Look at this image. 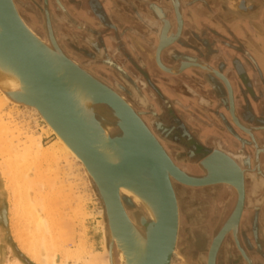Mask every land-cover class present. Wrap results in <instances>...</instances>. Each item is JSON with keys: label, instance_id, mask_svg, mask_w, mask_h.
Returning <instances> with one entry per match:
<instances>
[{"label": "water", "instance_id": "water-1", "mask_svg": "<svg viewBox=\"0 0 264 264\" xmlns=\"http://www.w3.org/2000/svg\"><path fill=\"white\" fill-rule=\"evenodd\" d=\"M48 1L50 0H43L44 6L48 4ZM54 1L59 7H62L59 0ZM121 1L126 5L129 3V0ZM162 1L164 2L163 8L156 0H150L148 4V8L154 13L155 29L150 30L148 35L135 30H132V33L139 40L145 42L146 51H151L150 54L153 52L152 59L150 57L147 63L149 70L154 75L158 77L160 73L165 75L160 77L163 87L170 93L174 88H181L182 92L180 98L162 96L157 90L158 94L169 105L175 102L180 109H176V111L180 113L184 112L188 115V112H193L195 107L197 108L194 115L196 114L199 121L195 128L189 121L182 125L185 138L194 143L193 148H198L199 153H207L200 162L193 163L196 169L202 173L201 178H193L182 172L132 106L94 76L83 72L82 74H85L84 76L87 77L97 93L94 107L106 106L110 109L111 116L107 123L110 125L111 131L115 124L120 132V136L114 140L121 146L124 158L117 165L106 163L91 148L87 135L82 131L81 123L75 118L71 102L64 88L50 71L37 48V43L20 19L13 0H0V56L12 64L19 75L31 86V94L12 96L10 101L20 106H25L23 102L35 106L80 157L92 176L91 178L87 175L97 198L103 205L107 222L112 227L121 226L120 222L124 219L116 182L132 170L155 186L159 203V219L155 224H148L147 254L144 264H169L170 262L171 251L178 231V210L172 181L182 186L196 188L228 183L237 189L238 195L234 204V212L217 233L213 244L216 246L221 244L228 232L232 231L237 250L239 249L240 256L248 263V257L237 239L238 228L245 209L244 171L227 152L232 154L241 152L245 158H249L247 165L257 164L260 161L264 163V124L254 118L256 116L254 114L255 101L248 93L247 73L240 68L243 60L239 57L232 59L229 54L215 58L214 55H218L213 50L214 46L217 47L215 43L219 48L220 46L228 48V46L222 41H214L212 33H209L206 28L204 29L202 23L197 25L188 15L192 6L201 0ZM83 2L84 0H80L78 6L80 9ZM91 2L95 5L92 10L97 12L103 21H114L110 12L116 7L129 20L138 22V24L142 23V15L147 17L143 12L136 19V15L133 17L125 10V6L118 4L119 0H92ZM127 22L130 21H123V23ZM46 24L48 25V20ZM128 27L129 25L125 30L130 32ZM145 27L151 29L150 26ZM202 29L206 33H203ZM167 30L168 36H165ZM47 32L49 39L55 44L57 52L72 65L54 42L50 31ZM191 32H196L198 35L196 47H192L186 42V37ZM125 35L124 33L123 36ZM137 57L136 60L146 63L140 56ZM214 59L217 64L215 68L210 65ZM74 67L76 66L74 65ZM76 69L78 70L77 67ZM229 73L234 76L236 90H234ZM191 86L196 87V90L194 91ZM191 91L192 95L188 93ZM237 99L240 101L241 107L236 106ZM98 110L101 108L99 107ZM238 110H241L242 116L247 117L250 121L247 122L240 118ZM177 114L175 113V115ZM217 144L223 150L218 148ZM217 149L223 152H219ZM217 159H221L227 164L220 170L223 173H228L233 169L236 174L235 178L226 175L225 177H215L214 164ZM262 203H264V197L256 198L255 205L252 207L255 212L253 213L252 232L255 236L259 221L256 207ZM113 212L118 216V219H121L120 222L115 219ZM121 230L125 233L126 229L122 228ZM124 237L126 238V234Z\"/></svg>", "mask_w": 264, "mask_h": 264}, {"label": "rangeland", "instance_id": "rangeland-1", "mask_svg": "<svg viewBox=\"0 0 264 264\" xmlns=\"http://www.w3.org/2000/svg\"><path fill=\"white\" fill-rule=\"evenodd\" d=\"M119 1L118 4L125 6V10L133 17L136 15V19L143 12H145L144 14L147 17L142 15V23L140 24L132 20H130L131 22L123 23L120 16H116L114 21L110 22L101 20L97 12L92 9L88 10L85 4L83 6V3L80 9L78 7L80 0H59L62 7H59L54 0L48 1L46 6H44L43 0H27L25 2L30 10L35 9L40 16L46 17L47 13L48 15L50 14L54 30L51 25H47L45 22L43 25L45 35L48 38L47 31L49 30L58 48L72 62H77V65L79 63L80 65L78 66H81V69L94 76L114 92L128 98V102L140 115L143 122L150 130L152 129L153 133L155 132L154 135L158 138L175 165L178 164L184 170L200 173L202 176V173L196 169L193 163L200 162L207 153H199L198 148H193L194 143L185 138L182 125L184 122L189 121L192 127L195 128L199 121L196 114L194 115L197 108L190 104L195 109L186 115L184 112L176 111V109H180H178L175 102L171 105L167 104L157 90L160 91L162 96L180 98L182 94L181 88H174L171 93L170 91L168 92V89H165L163 83L160 82V77L162 78L165 75L162 73H160L159 77L154 75L149 70L147 62L136 60L137 56L144 60V51H146L147 47L145 42L134 36L135 34L132 33V30L148 35L150 30L155 29L154 13L148 8L150 0H129L128 5L126 3L124 5L121 0ZM156 1L163 8L164 2L162 0ZM13 2L21 16L20 10H22V7L17 4L16 0H13ZM28 13L25 12V14L30 16L33 15V12ZM25 23L28 25L27 22ZM128 25L130 32L125 30ZM28 26L30 27V25ZM145 26H150L151 29ZM124 33L126 34L125 36H123ZM197 36L196 32H191L186 37V42L192 47H196L198 45ZM40 38L42 39V37ZM47 38H43V40L48 42ZM191 87L194 88V91L196 90V87ZM188 93L191 94L192 91ZM22 107L19 106L16 109L11 104H8L4 106V113L10 114L12 124L19 129V133H22L20 137L30 134L39 140L41 146L49 147L54 141L53 134L46 130L44 122L38 115ZM99 107L101 111L98 110ZM96 108L99 111V117L105 118V121L108 122L109 116L105 112L110 114V109L106 106H98ZM104 114L105 117H102ZM112 135L120 136L115 124H113V129L110 131V136L112 137ZM18 154L22 155L20 152ZM242 156L243 160H245L244 155ZM17 157L19 158V156ZM39 158L32 161L30 158L29 160H24L20 157L19 162L17 160L12 165V167L15 166L13 168L15 172L13 173L11 168V178L7 174L6 176L4 175L5 178L1 174L0 169V264H14L15 259L21 264H37L29 258L30 250L32 251L31 247L36 245L34 247L37 249L39 243L41 247L47 244L48 241L52 243L50 242L46 246L50 245V249H52L51 244H54V249L61 256L66 252H79L81 248L79 253L83 251L84 253L82 254L87 251L96 253L103 250L102 231L98 225L101 216H99L98 212H104V209L82 166L76 163L77 161L72 162L71 159L61 158L57 162H50L52 156H47L50 159ZM20 161L27 162L25 163L26 166L28 164L27 168L26 166L23 168L21 165L24 162L20 164ZM34 161H41V163ZM1 162L2 157L0 156ZM32 162L39 165L36 166ZM30 164L33 165L30 166ZM33 168H36V170ZM12 175L14 176L13 178L17 176V179H12ZM27 175L32 176L33 179L34 177L39 178L35 179V182L33 179L30 180ZM24 176L28 178L26 179ZM22 179L26 181L18 183V181L23 182ZM11 181L17 189L13 187ZM31 182L35 183L32 184L34 188H30L29 184ZM27 183H29V187H27ZM25 185L28 190L24 189L26 188ZM18 186H20L19 190ZM180 186L185 193L188 192L185 196H182L185 201H187L188 197L195 198L198 201L195 210L187 212L190 219L196 220L186 225L188 241L192 245H196V240L200 237L204 239V243L210 245L224 225L227 216L229 217L234 198H231L230 191L224 186L217 185L204 188ZM246 188L247 202L238 228L237 239L248 257V263L245 262L235 248L234 236H231V233L226 235L221 246L224 242L231 243L232 256L234 257L231 264H253L252 257L254 258V264H264V203L256 207L259 220L258 231L256 236L252 232L253 213H255L252 207L255 205L256 198L261 199V197H264V183L256 185L255 180H252L248 175ZM15 191H18V193ZM18 194L21 195L18 196ZM214 194L216 196L211 202L209 199ZM218 197L219 199L226 198L227 204L222 205V200H218ZM219 206L220 208L222 206L223 215L214 227L209 222L207 214L211 208ZM213 216L215 215H212L211 218ZM179 217L183 218L184 214L180 212ZM44 224H48V226L46 227ZM39 227H44V229L49 227L51 229L48 228L49 233L52 235L51 237L49 236L50 239L47 237L50 234L46 235L48 230L45 229V232H47L44 233L46 236L44 239L47 241H42L44 239L39 234L41 232L37 231ZM39 231H41V228ZM228 235L230 236L227 237ZM46 246L39 247V251H42ZM60 260L62 262H59L58 259L56 264H85L84 261L77 262L69 258ZM47 264H52V262L49 261Z\"/></svg>", "mask_w": 264, "mask_h": 264}, {"label": "bare ground", "instance_id": "bare-ground-1", "mask_svg": "<svg viewBox=\"0 0 264 264\" xmlns=\"http://www.w3.org/2000/svg\"><path fill=\"white\" fill-rule=\"evenodd\" d=\"M91 1L92 0H84V2H83V6L85 4V6L88 10L95 8L94 3ZM115 10L120 12L118 17L120 16L123 21H130L129 18L120 9H118L116 7ZM110 14L112 17L114 16L113 19L116 17L114 15V10H112L110 12ZM86 15H87V13H86ZM19 16H20V14H19ZM20 19L24 23V25H25L27 31L29 32V34L31 35V37L37 43V48H38L39 52L41 53L42 57L44 58V60L46 61V63L48 64L50 71H52V73L54 74V77L57 80H59V83L64 88V91L66 92V94H67V96L71 102V106L73 108V113L75 115V118L79 123H81L82 131L87 135L91 148L93 150H95L97 152V154L106 163H108L110 165L119 164L124 158V152H123L121 146L118 145L117 142L114 140V138H116L117 136H114V137L110 136V131H111L110 125L105 121V118L102 119L101 117L98 116V112L101 110L97 111L96 110L97 108L94 107V101L96 100L97 93H96V90L94 89V87H92V85H91L90 81L87 79V77L84 76L85 74H82L83 72H86V71L81 69L76 63L72 62L63 53L71 61L73 66L70 63H68L66 60H64V58L61 57V55L57 52L55 44L49 39V37L47 38L48 42H45L43 39H41L37 35V33L35 31H33L25 23V21L22 19L21 16H20ZM166 35L168 36V30H167V33L165 34V36ZM150 52L144 51V60L146 62L150 59V57L152 59L153 52L151 54H150ZM74 65L78 68V70L76 69V67H74ZM30 89H31V86H29L28 83L19 75L16 68L12 64H10L7 60H5L4 58H2L0 56V156L2 157V162L0 163L1 174H3V176L4 175L6 176V174L10 175L9 178H11L10 172L15 167V166L12 167V165L17 160L19 162L20 157H22V159H24V160H27V159L29 160V158H30L33 161V160H37V158H39V157H41V159H43L42 157L47 158V156L49 155L50 157L52 156V159L47 158V159L51 160V161L49 160L50 162H57L61 158L71 159L72 162L77 161L76 163H79L82 166L84 173L86 175H89L92 178L90 172L88 171L86 166L83 164L80 157L72 150V148L67 144V142L64 140V138L45 119V117L42 115V113L35 106L29 105V104L24 103V102H23V105H25V106H23L22 108H26L28 111L34 112L36 115H38L42 119V121L44 122L46 130L53 134L54 141L49 147L48 146L45 147V146H41L39 143V140L30 134L25 135V137H20L22 133H19L18 132L19 129H17L12 124V120L10 118L11 116H9L10 114H8L6 112L4 113V106L11 104L13 108L17 109L20 105L11 102L10 97L17 96V95L28 96V94H31ZM119 96L126 103H128L130 106H132L130 104V102H128L127 97H124L123 95H119ZM105 114L106 115L108 114L109 119H110L111 112H110V114L105 112ZM105 114L102 117H105ZM109 119H107V120L109 121ZM151 131H152V129H151ZM23 134H25V133H23ZM154 134H155V132H154ZM215 145H216V143H215ZM217 146H219L218 148L222 149V147L219 144H217ZM10 150L12 151L13 154L11 153ZM19 152L22 154L21 156L18 154ZM219 152H220V150H219ZM227 154L229 156H231L232 158H234L235 160H237L243 164H245V163L247 164V161L249 159V158L247 159L244 157L245 160H243V158H242L243 154L241 152L238 154H232L230 152H227ZM17 156H19V158ZM16 158H18V159H16ZM22 162H24V163L21 166H23V168H24V166H26L25 163H27V162H25V161H22ZM22 162L20 164H22ZM34 162H37V163L40 162L41 163V161H34ZM34 162H32L34 165L35 164H36V166L39 165V164L34 163ZM32 165L30 164V166H32ZM260 165L264 166V163H262L260 161ZM27 166H28V164H27ZM27 166H26V168H27ZM224 166H227V164L225 162H223L221 159L216 160V163L214 164V167L216 169L215 170V177H218V176L219 177H225V175H226V176H229L231 178H235L236 174L234 173L233 169H231L232 171L228 170L229 171L228 173H223L220 170ZM33 169L36 170V168H33ZM3 171L5 172V174ZM12 171H13V173L15 172L14 169ZM32 171H34V170H32ZM239 171H240V169H239ZM37 173H38V171H37ZM240 173L242 174L241 171H240ZM18 174H20V173H18ZM21 174H22V172H21ZM23 175H24V171H23ZM38 176H39V174H38ZM251 176H254V175H251ZM13 177L14 176L12 175V179H14V180L17 179V176H15L16 179ZM24 177L27 179L30 176H28V177L24 176ZM31 177H30V180L33 179V177L32 178ZM38 178L39 177H34L33 181H35V179H38ZM262 178H264V177H262ZM252 179H253V177H252ZM30 180H29V182H30ZM22 181H23V179H22ZM25 181L26 180H24L23 182L18 181V183H24ZM255 181H256V179H255ZM9 182H10V180H9ZM11 183L13 184V187H14V183L12 181H11ZM38 183H40V182H38ZM28 184L29 183L26 184L27 187H29ZM32 184H35V183L31 182L29 184L30 188L33 187ZM26 185H25V187H26ZM115 185L118 189V197H119L120 203H121L123 211H124V219H122V221H121L120 218L118 219V216L115 214V212H113V216L115 217V219L118 222L121 221L120 222L121 226L119 225V227H116V226L112 227L107 222V219L105 217L104 212L103 211L98 212L99 216H101V220H99L98 225L102 231V242H103V245H102L103 250L102 251L96 252V253H92V252L87 251V252H85V254H82V253H84L83 251L81 253H79L80 250L82 249L81 248V249H79V252H74V253L73 252L72 253L66 252L63 256H61L54 249V244H51V247H53L52 249H50V245H48L49 248H48V246H46L48 243L50 244L51 241L50 242L48 241V243L46 242L47 244L43 243L44 241H47L44 239L46 237L44 235V233L47 232V231L45 232V229L48 230V228H49L48 227V228L44 229V227H45L44 226V227H39V229L37 230L38 232H41L39 234H41L43 239H44V240H42L43 241L42 243L44 245L40 247L41 244L39 243V245H37V246H39L40 248L46 246V248H44L43 250L41 249L42 251H39V247H37V249H38L37 250L34 247L36 245H34V246L31 245L32 251L30 250V252H31L30 257H29L30 260L37 263V264H47L49 261L52 262V264H56L58 259H59V262H62V260H60V259H68V258L74 259L77 262L78 261L79 262L84 261L85 264H144L145 259H146V254H147V238H148L147 228H148V224H155L156 222H158V219H159V203H158V196H157L155 186L152 183L145 180L143 177L139 176L137 173H135L132 170H130V172H128L122 179H120L118 182H116ZM218 185L224 186L225 188H227L230 191L231 198L232 197L234 198L233 208L229 214V217L231 218V216L234 212V208H235L234 204L236 201V197L238 195L237 189L233 185L228 184V183L227 184L222 183V184H218ZM20 186H18V190L20 189ZM214 186H217V185H214ZM27 187L24 189L26 190ZM14 188L17 189L16 186ZM179 188H181V186L178 183L172 181V189H173L175 201L177 203V210H178V195L176 194V191L178 192ZM21 189H22V187H21ZM30 190H32V189H30ZM15 192L18 193V191H15ZM24 193H25V191H24ZM19 195H21V194H18V196ZM24 196H25V194H24ZM26 196H27V194H26ZM19 198H21V197H19ZM35 209H36V207H35ZM229 217L227 216L226 220H228ZM40 218H42V217H40ZM43 221H42V224H43ZM37 225H39V224H37ZM44 225H46V224H44ZM178 225H179V214H178ZM47 226H48V224L46 225V227ZM40 228H41V231H39ZM122 228L126 229L125 233L121 230ZM49 232L50 231L48 230L46 235ZM230 233L232 236V231L228 232V234H230ZM49 234L50 235H47V237L52 236L51 233H49ZM125 234H126V238L124 237ZM229 236L230 235H228L227 237H229ZM50 237H49V239H50ZM51 239H54V238H51ZM177 240H178V231H177V235H176V240L174 242V246H173L172 251H171V257H170L169 264H174V261L179 258V253L177 251L178 250L177 249ZM37 241L39 242V240H37ZM235 248L237 249L238 247H235ZM81 259H83V260H81ZM14 264H21V263L15 259Z\"/></svg>", "mask_w": 264, "mask_h": 264}, {"label": "crops", "instance_id": "crops-1", "mask_svg": "<svg viewBox=\"0 0 264 264\" xmlns=\"http://www.w3.org/2000/svg\"><path fill=\"white\" fill-rule=\"evenodd\" d=\"M119 14L114 10L115 16ZM188 15L197 25L202 23L204 29L212 33L214 41H222L230 48H219L213 42L217 46L213 50L218 53L215 58L229 54L232 59L239 57L243 60L240 68L247 73L248 93L255 101L254 118L264 124V0H201L192 6ZM204 29L201 31L206 33ZM210 65L217 67L215 59ZM229 77L234 80L231 73ZM235 83L233 81L234 90ZM237 105L242 106L238 99ZM238 114L250 121L242 116L241 110Z\"/></svg>", "mask_w": 264, "mask_h": 264}, {"label": "flooded vegetation", "instance_id": "flooded-vegetation-1", "mask_svg": "<svg viewBox=\"0 0 264 264\" xmlns=\"http://www.w3.org/2000/svg\"><path fill=\"white\" fill-rule=\"evenodd\" d=\"M16 1H17V4L22 7V10H20V12H21V16L24 19V21L27 22L28 25H30V27L37 33V35L42 37V39L47 38L44 32V28H43V25L45 24V22H47V20H48V24L51 25L52 29L54 30L53 23H52V17L50 16V14L48 15L47 13L46 17L43 15L40 16L36 12L35 9L30 10L28 8V5H26L27 0H23L24 2L21 0H16ZM25 12L27 13L33 12V15L30 16L28 15L29 13L25 14ZM37 23L39 24L37 25ZM78 65L80 64L78 63ZM114 136H118V135H112V137ZM217 150H220V149H217ZM235 162L239 165L240 169L244 171L243 176H244V187H245V202H244V207H245L246 202H247V188H246L247 176L249 175L251 178L253 177L252 180L256 179L255 181L256 185L258 183H264V178H262L264 177V166H261L260 163H257V164L251 163L247 165L246 163L243 164L237 160H235ZM176 166L182 172H184L186 175L190 177H193V178L202 177L200 173H195L193 171L184 170V168L178 164H176ZM251 175H254V176H251ZM186 193L185 191L182 190V188H179L178 192L176 191V194L178 195L179 214L180 212H182L185 218L183 217L184 218L183 219L182 217H179V229H178V240H177V249H178L177 251L179 253V258L174 261V264H231L234 258L232 256L231 243L229 244V242H224L225 244L223 243L222 246L221 244H218L216 246L213 244V241H212L211 244L209 245L207 243H204V239L200 237L198 238V240H196V245H192L188 241V235H187L188 230H187L186 225L187 223L194 222L196 220L190 219L189 218L190 216L187 214V212H191L195 210V207L198 205V201L195 198L193 199L192 197H188L187 201H185L182 196H185ZM215 196L216 194L212 195L209 200L213 202ZM218 200H222V205L227 204L226 198L219 199L218 197ZM232 208L230 209V212ZM207 215L209 217V222L211 223L212 226L215 227L223 215L222 206L221 208L220 206L211 208ZM212 215H215V216L211 218ZM234 246L236 247L235 242H234ZM251 259H252V263L254 264V258L252 257Z\"/></svg>", "mask_w": 264, "mask_h": 264}]
</instances>
